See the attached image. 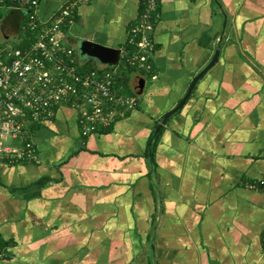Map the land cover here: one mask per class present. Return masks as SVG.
<instances>
[{"label":"crops","instance_id":"0c3cea01","mask_svg":"<svg viewBox=\"0 0 264 264\" xmlns=\"http://www.w3.org/2000/svg\"><path fill=\"white\" fill-rule=\"evenodd\" d=\"M31 1L1 11L0 44L22 46ZM37 1L49 19L72 0ZM146 1L78 0L62 28L81 72L118 67L139 100L86 137L61 107L4 138L39 159L0 160L4 264H264V194L245 185L264 176V0H156L150 72L79 56L77 37L130 47Z\"/></svg>","mask_w":264,"mask_h":264},{"label":"built area","instance_id":"2783aa9c","mask_svg":"<svg viewBox=\"0 0 264 264\" xmlns=\"http://www.w3.org/2000/svg\"><path fill=\"white\" fill-rule=\"evenodd\" d=\"M8 2L0 0V11L10 5ZM78 4L70 1L58 16L41 19L38 1L32 0L22 25L24 33L31 34L30 45L20 49L0 44V160L37 162L32 142L14 149L6 147L9 145H5L4 138L22 140L29 125L46 122L58 108L78 112L81 134L86 137L111 127L123 111L133 110L138 103L137 96L125 91L118 67L81 72L74 49L63 43L62 28L75 17ZM156 10V0H147L139 20L131 26L130 47L120 52L124 67L140 72L152 70L155 42L151 34ZM245 185L264 194V176ZM5 257V250L0 249V264H4Z\"/></svg>","mask_w":264,"mask_h":264},{"label":"water","instance_id":"95a60500","mask_svg":"<svg viewBox=\"0 0 264 264\" xmlns=\"http://www.w3.org/2000/svg\"><path fill=\"white\" fill-rule=\"evenodd\" d=\"M75 41H76L77 51L79 52V56L81 58H90L109 66H113L118 63L119 53H120L119 49L104 46L102 44L93 42L91 40L79 38V37H77ZM217 56H218V52L216 53L215 58L210 62V64L193 79V81L191 82V84L187 89L186 94L183 96L182 100L179 102L177 107H175L173 110L167 112L164 115L161 126L164 125L167 122V120L170 118V116L176 113L178 109H180L183 106L185 101H187V99L191 96L197 82L213 66ZM135 87L137 91L139 92L142 91L144 87V81L136 80ZM158 127H160V125Z\"/></svg>","mask_w":264,"mask_h":264},{"label":"trees","instance_id":"16d2710c","mask_svg":"<svg viewBox=\"0 0 264 264\" xmlns=\"http://www.w3.org/2000/svg\"><path fill=\"white\" fill-rule=\"evenodd\" d=\"M72 1H78V0H72ZM10 2H11V0H9L8 3L10 4ZM1 11H0V13H1ZM30 36H31V34L26 33L25 38H24V41L22 43V46H20V47L15 46V47L16 48H20V49L25 48V47H28L30 45ZM92 69H95V68H92ZM92 69H90V70H92Z\"/></svg>","mask_w":264,"mask_h":264},{"label":"rangeland","instance_id":"374dc122","mask_svg":"<svg viewBox=\"0 0 264 264\" xmlns=\"http://www.w3.org/2000/svg\"><path fill=\"white\" fill-rule=\"evenodd\" d=\"M75 50H77V48H75ZM134 79V78H133Z\"/></svg>","mask_w":264,"mask_h":264}]
</instances>
